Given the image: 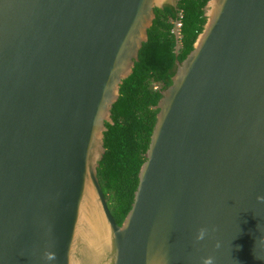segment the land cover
Wrapping results in <instances>:
<instances>
[{"label": "water", "instance_id": "obj_1", "mask_svg": "<svg viewBox=\"0 0 264 264\" xmlns=\"http://www.w3.org/2000/svg\"><path fill=\"white\" fill-rule=\"evenodd\" d=\"M178 3L0 0V264H264V0L208 1L122 224L100 183L121 87Z\"/></svg>", "mask_w": 264, "mask_h": 264}, {"label": "trees", "instance_id": "obj_2", "mask_svg": "<svg viewBox=\"0 0 264 264\" xmlns=\"http://www.w3.org/2000/svg\"><path fill=\"white\" fill-rule=\"evenodd\" d=\"M209 0H179L178 6L156 8L157 17L149 29V40L140 51L133 74L124 81L121 96L113 108L114 123L107 122L106 153L99 167V179L110 209L122 224L132 209L139 173L157 122L162 90L172 84L177 59L183 61L206 23ZM181 21V50L176 53L175 28Z\"/></svg>", "mask_w": 264, "mask_h": 264}, {"label": "clouds", "instance_id": "obj_3", "mask_svg": "<svg viewBox=\"0 0 264 264\" xmlns=\"http://www.w3.org/2000/svg\"><path fill=\"white\" fill-rule=\"evenodd\" d=\"M209 233V229L207 227H202L201 229H199L198 234H197V240L198 241H202L205 239V237L208 235ZM216 247H220L219 242H217ZM203 264H215V258L214 257H205L203 259Z\"/></svg>", "mask_w": 264, "mask_h": 264}, {"label": "built area", "instance_id": "obj_4", "mask_svg": "<svg viewBox=\"0 0 264 264\" xmlns=\"http://www.w3.org/2000/svg\"><path fill=\"white\" fill-rule=\"evenodd\" d=\"M182 24H183V23H182L181 21L178 22V26H179L180 28L182 27Z\"/></svg>", "mask_w": 264, "mask_h": 264}]
</instances>
